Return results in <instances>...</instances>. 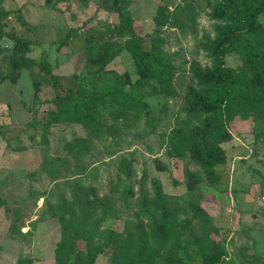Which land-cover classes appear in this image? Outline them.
<instances>
[{
  "label": "rangeland",
  "instance_id": "rangeland-1",
  "mask_svg": "<svg viewBox=\"0 0 264 264\" xmlns=\"http://www.w3.org/2000/svg\"><path fill=\"white\" fill-rule=\"evenodd\" d=\"M221 1L129 0L134 29L119 36V0H0V264H58L62 231L52 211L76 198L85 212L108 210L101 229L117 231L132 258L139 244L156 243L154 264H203L200 253L212 239L224 250L217 264H264V116L230 118L227 135L215 140L197 101L204 90L196 73L213 65L206 47L227 27L213 13ZM254 1L263 7L256 48L264 51V0ZM131 39L143 50L161 41L173 66L168 82L140 72L126 48ZM104 44L120 50L95 76L91 53ZM45 63L61 95L91 94L107 77L127 74L125 90L140 81L143 98L132 114L99 100L95 137L82 125L53 121L57 91ZM225 65L248 74L234 50ZM206 149L219 151L213 169L203 163ZM145 202L159 221L171 220L166 246L142 214ZM77 248L86 255L85 241ZM95 264H124L123 254L116 262L100 254Z\"/></svg>",
  "mask_w": 264,
  "mask_h": 264
},
{
  "label": "trees",
  "instance_id": "trees-1",
  "mask_svg": "<svg viewBox=\"0 0 264 264\" xmlns=\"http://www.w3.org/2000/svg\"><path fill=\"white\" fill-rule=\"evenodd\" d=\"M128 6L129 0H119V5L116 6L119 23L114 29L119 36L132 33L134 29ZM160 8V14L154 19L157 27H161L166 19L161 15ZM262 8L254 0H222L214 9L215 16L225 21L227 27L221 28L216 40L206 47L208 55L213 60L212 67L205 72L197 71L196 78L204 90V95L197 101L201 102L204 112L212 118L211 136L215 140L222 139L224 134L227 135L226 121L230 118L264 116V51H258L256 48L260 47V38L263 34L262 26L256 19ZM19 18L21 19L20 16ZM21 22L22 25H26L24 21ZM250 39L254 40L253 44L250 43ZM160 42L156 41L152 47L143 50L137 39H131L126 43V48L142 74L168 82L173 66ZM119 50L117 45L104 44L99 52H92L89 71L95 76L98 72L104 71L105 66L115 58ZM231 50L241 56L251 77L247 73L226 67L225 56ZM96 66L98 69L94 70ZM43 69L51 76L53 87L57 91V97L53 100L55 110L51 113L53 121L82 125L95 137H99L101 133L99 100L103 101L104 108L111 112L121 110L123 113L132 114L136 111L138 101L143 98L139 91L142 83L140 81L130 92L125 90L129 82L127 74H113L107 77L101 86L94 85V92L91 94H86L83 90L78 92L65 90V95H61L64 90L60 87L58 79L52 75L50 65L43 64ZM102 86L104 88L100 90ZM213 151L214 154H211L207 149L202 150L203 163L209 169L215 167L220 155L218 149ZM155 187L160 195L158 184ZM129 189L130 187L125 185L124 191L129 192ZM107 213V209L98 216L93 210L85 212L78 198L75 199L73 206L65 207L60 204L52 211L62 231L61 241L57 246L58 264H95L100 254L110 253L114 262L123 254L124 264H154L155 260L161 257L155 243L154 247L146 249L139 244L137 246L139 252L132 258L131 252L125 249L117 231L101 229L102 223L108 217ZM142 214L150 220L153 234H159L160 245L166 246L170 237L169 217L164 216L159 221L160 216L152 202L149 204L145 202ZM101 240L104 243L102 250L97 248ZM79 241H85V256L77 248ZM200 255L203 264H217L224 257V250L218 242L208 239L206 251ZM69 257H73L74 260H68Z\"/></svg>",
  "mask_w": 264,
  "mask_h": 264
},
{
  "label": "water",
  "instance_id": "water-1",
  "mask_svg": "<svg viewBox=\"0 0 264 264\" xmlns=\"http://www.w3.org/2000/svg\"><path fill=\"white\" fill-rule=\"evenodd\" d=\"M257 203H258L259 206H261V202L260 201H258Z\"/></svg>",
  "mask_w": 264,
  "mask_h": 264
}]
</instances>
